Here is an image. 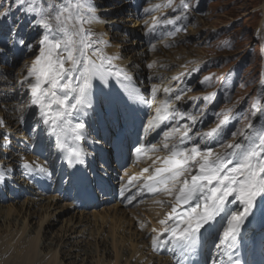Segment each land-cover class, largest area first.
I'll list each match as a JSON object with an SVG mask.
<instances>
[{
    "label": "snow or ice",
    "instance_id": "1",
    "mask_svg": "<svg viewBox=\"0 0 264 264\" xmlns=\"http://www.w3.org/2000/svg\"><path fill=\"white\" fill-rule=\"evenodd\" d=\"M20 2L23 5L25 0ZM180 2L184 8L188 7L184 0ZM171 4L172 0H168L167 6ZM160 7L156 5L157 9ZM25 10L32 16L31 27L40 36L39 55L26 65L25 74L18 80L26 100L18 103L15 110L23 121L24 113L31 109L36 126L43 125L44 130L55 137L57 150H63L69 136L75 142H81L86 137L87 126L83 117L88 110H96L93 81L98 79L106 84L108 78L115 75L122 82L131 83L132 77L125 69L114 64L118 57H109L103 52L99 45L107 42L95 37L91 29L85 27L98 21L96 9L90 0H60L59 4L53 2L47 6L29 0ZM6 15L7 11L0 12V17ZM182 19L181 16L175 19L156 17L147 26V32L151 36L159 25L175 26ZM179 30L175 28L169 35H175ZM18 43L30 47L23 38ZM152 48L155 49L154 44ZM154 65L155 62L147 66L151 69ZM208 79L205 78L204 82ZM158 91V86L153 84L154 99ZM163 92L166 98L158 102L146 131L159 128L169 119H187L194 125L197 117L179 112L173 103L172 97L179 101L182 91L173 93L172 89L164 88ZM128 95L129 99L148 103L138 89L133 88ZM203 99L207 102L211 96ZM103 102L102 98L95 100V104L102 105ZM109 104L112 107L113 126H122L131 105L122 97L110 100ZM258 111L264 112L259 99L253 103L250 116L256 117ZM218 117L215 127L197 133L202 140H218L223 135L232 119L231 110L219 113ZM244 119L247 121L244 126L231 133L233 142L220 144L223 151H216L206 143L203 149L199 143L185 147L186 142L192 139L189 135L191 127L185 125L183 130L172 127L164 132L162 143L168 154L153 160V165L160 162L161 166L155 167L147 177H144V173H148L149 168H144L140 176L129 179L131 184L134 180L144 178L143 187L148 192L173 197L170 212L158 221L161 229H153L156 235L152 238V246L158 250L170 245V250L178 254L177 264H194L192 257L202 247L205 233L216 228L217 224L220 228L216 249L226 257L227 264H241L239 256L234 253L243 240L242 230L255 211L264 207V125L257 127L248 116ZM3 123L0 120V126ZM176 136H179V143L170 144L169 141ZM3 140L4 145L10 143L6 134ZM151 149L153 152L158 151L156 145H152ZM135 151L139 159L142 149L136 148ZM66 159L70 166L84 163L83 153L78 148L68 152ZM23 167L29 173L36 171L51 176L44 165L33 166L25 162ZM4 179V171H0V182Z\"/></svg>",
    "mask_w": 264,
    "mask_h": 264
},
{
    "label": "rangeland",
    "instance_id": "2",
    "mask_svg": "<svg viewBox=\"0 0 264 264\" xmlns=\"http://www.w3.org/2000/svg\"><path fill=\"white\" fill-rule=\"evenodd\" d=\"M9 1H11V3L17 2V0ZM38 1L44 6L45 4L46 6L50 5L53 2L57 4L60 3V0H36V2ZM172 1L175 4L180 0ZM184 1L188 2V5H190L189 11L192 13L189 26L180 32V34L175 35L173 37L174 39L172 38L173 41L169 39L166 42H160L155 45L154 50H149L148 53H156L158 50L164 49L168 50L163 53L164 57L170 58L171 55L169 56L168 54L172 52L171 48L196 49V51H193L196 55L190 57L187 63L188 67L191 66V69L189 72L186 71L185 73L187 88L184 90L186 93H183L184 97L180 104H183L184 101L189 102L187 103L188 105H184L181 112L187 113L191 110L193 115L197 117L195 128L190 133L192 138L195 137L191 145L199 143L203 149L205 143L208 144L209 141L202 140L197 133H204L215 127L219 119L218 114L225 110H231L232 119L224 129V133H226L227 129L230 130L229 137L224 138L223 141L217 145H207L208 147L214 148L216 151H223L220 144L233 142L231 133L244 126L247 122L244 119L246 116H248L257 127L264 125V112L258 111L256 117L250 116L252 105L257 99L261 101V107L264 108V26L262 29L260 28L263 25L264 19V0ZM100 2L105 3V0H101ZM105 10L108 11V8L96 9V13L99 17H103ZM111 10L113 11V9ZM109 20L111 21V17L107 22H109ZM90 26L93 29H98L99 33H103L108 29V23H105L103 29L94 24ZM192 27L194 29L190 31ZM115 40L122 43L121 39L116 38ZM170 41H172L171 44ZM38 55L39 46L37 42L34 52L28 56L27 60L25 59L19 64V68L15 73V80H17V82L22 75L25 74L26 65H29ZM149 62L148 60L146 65L150 64ZM21 65L23 67H20ZM149 69L150 68L147 66V71ZM205 78L209 79L204 82ZM206 96H211V99L207 102L203 99ZM208 117L210 118L208 119ZM186 122L189 123V121L185 119L181 125L182 128ZM190 126H192V123ZM178 127H180V125ZM237 139H239V137H237ZM46 200L47 201L39 204V207L36 206L37 203L35 201L30 199L25 200L19 205L10 203L4 205V207L13 205L15 206L14 208H17V217H15L13 221L16 227L11 229L10 226V231L12 233L14 232L13 235H16V233L19 235L22 232L21 229L25 222L31 227V232L36 234L38 230H40L39 224L41 223V218L45 216V221L41 228V235L45 234L46 229L45 237L48 241L53 242L49 247L45 248L46 252H48L46 253L47 256L50 250L55 249L54 251L57 250L58 253L60 252L59 250H62L59 259L62 262L64 261V264H98V262L111 264V261H115L116 253L113 252V256H109L103 249L107 245H109L110 248H114L113 244H117V249L114 248L115 251H122V249H125L128 253L124 259L121 260V264H144V262L148 264V261L151 259V247L148 245L150 249L145 251L143 248L145 247L143 246L145 242L138 240V233L146 234V232L139 229L138 226H142L145 222L142 217L146 219L144 215H141V211L136 210L140 212L138 218L142 219V223L137 224L136 217H133L134 214L131 213L132 210H125V215L127 214V216H124L126 222L121 224L120 228H116V235L114 237L117 242L115 241V243H113V228L115 225L114 222L116 221L115 212L120 214L117 210H109V208L114 205L106 207L108 211L106 212L107 214L103 213V220L101 217H94L95 211H99L102 208H97L93 211L88 210L86 211L87 214L82 212L79 215V213L74 214V212H70L64 213L65 215L63 216V214L60 213L67 208V204L55 205L52 203L51 199ZM4 207L2 206V208ZM52 208L55 210L52 211ZM121 210L124 209L121 208ZM57 214L60 215L57 216ZM147 216L148 220H150L151 217L148 214ZM59 217L61 218L59 219ZM132 217L135 221H132ZM16 219H18V221ZM148 220L146 219V221ZM55 221L58 224H56ZM0 224L2 223L0 222ZM6 224L7 223H5L4 226L7 227ZM148 225L153 228L151 223L148 222ZM82 226L83 229H81ZM147 229L149 231V227ZM32 236L34 235L32 234ZM136 249L141 253L140 258H138L140 255L131 257V253L134 254V251H137ZM87 251H90V254ZM142 251H144V253H142ZM78 252H81V255H79L80 253ZM71 253L73 255H69ZM90 256L92 258H89ZM156 260L158 259H154V261ZM11 261L12 260L9 259L5 264H11ZM158 262L156 261L154 264H158ZM0 264L3 263L0 262Z\"/></svg>",
    "mask_w": 264,
    "mask_h": 264
},
{
    "label": "bare ground",
    "instance_id": "3",
    "mask_svg": "<svg viewBox=\"0 0 264 264\" xmlns=\"http://www.w3.org/2000/svg\"><path fill=\"white\" fill-rule=\"evenodd\" d=\"M94 7L98 10V8L96 6H94ZM7 8H8V6L5 8V10L3 12L7 11V14H8L9 11L7 10ZM111 9H114V8H108V10H111ZM24 12H26V10H24ZM95 15L98 18V21L94 22L93 24L96 25L97 27L102 28V29L105 27V23H108V24L111 23V24H114V25H118V24H122L124 22L122 17H116V19H112L111 18V21L109 20V22H107V20L109 18L99 17L97 15V13H95ZM4 17H0V19H3ZM19 17H21V15H19ZM24 19H26V18H24ZM262 24L263 25L260 27L261 29L264 26V19H263V23ZM107 27H109V26H107ZM128 27L130 29H132V30H135L136 32L140 31L138 22H136L135 24L130 25ZM193 29L194 28L192 27L190 29V31L193 30ZM104 32H107V29ZM109 34H111V33L109 32ZM112 36L114 37V39H116V38L121 39V40L125 39V38H123V37H121L119 35H115V34H112ZM172 41H170V44L172 43ZM119 44L122 47L124 45L123 52L132 61H136L138 63H141L144 59H146L147 60L146 63H148V60L150 61L149 63L155 62L154 67L149 69L147 71V74H148V77L150 78L149 79V87H150V89L152 90V85L153 84L157 85L158 88L160 89V91H158L155 94L156 95V106L158 105V102L161 99H165L166 98L165 94L163 92L164 88L172 89L173 93L177 92L178 90L180 91L181 84L183 82L182 79L185 78L186 71L189 72L190 69H191V66L188 67V64H187L188 63V59H190V57H193L194 55H196V53L193 52V51H196L195 48H191L190 50H188L187 48H174V49L171 48L172 52H170V54H168L169 56L171 55V57L170 58L168 57L169 58L168 59V58H165L164 55H163V53H165V51H168V50L161 49V50H158L156 53H148L147 51L145 52V47L141 43H139L138 41H134L132 43L124 42L123 44L122 43H119ZM149 50H154V49L151 46V48ZM139 54H141V55H139ZM183 97H184V95L182 96V98ZM182 98L179 101L174 100V104H176V102H181ZM188 102L184 101L183 105L187 104ZM187 113L193 114L191 110L188 111ZM190 124H191V122L189 121V123L186 122L184 124V126L188 125L189 127H191V132H192V130L195 128L196 123L194 125H192V126H190ZM173 127H176V126L174 125ZM181 129L183 130V128H181ZM190 133H189V135H190ZM194 138H192L191 140H189L186 143H190V141H192ZM176 141L179 142V136H176L174 139L169 141V143L172 144V143H174ZM210 141H213V140H210ZM164 196H166V195L164 194V195H162V196H160V197H158L156 199H153L150 202H148V203H150L149 206H146L147 207L146 210L148 212L146 211L145 214H144V212L141 213V215H144L147 220H148L147 214L151 217L150 220L152 221V223L154 225L153 229H157V231H159L161 229V225L158 223V221L160 219H163L165 217V215L168 212H170L171 208L169 206H164V205H161V204L154 206V205H151V203H153L154 201L161 200L162 197H164ZM14 207L15 206H13V205L12 206H5L4 208H2V206L0 207V222L2 223V224H0V262L5 264L7 262V260L10 259V260H12L11 264H64V261L62 262L59 259V255L62 254V252H61L62 250H59L60 252L58 253L57 250L54 251L55 249L54 250L52 249V250L49 251V255L48 256L46 254L48 252H46L45 248L49 247L53 242L48 241L47 238L45 237L46 236V229H45V234L41 235V228H42L43 223L45 221V216L41 218V223L39 224L40 230H38V232L36 234H34V232H31V230H32L31 227H29V225L25 222V223H23L24 226L21 229L22 232L21 233L19 232L20 233L19 235L16 233V235H18V236H16L15 234L13 235L14 232L12 233L10 231V226H11V229L12 228L14 229V227H16V225L13 223V221L15 220V217H17L16 216L17 208H14ZM66 207H67V205H66ZM111 209H114V210H117L118 212H120V214H117V212H115L116 221L114 222L115 225H114V228H113V230H114V233H113L114 242L113 243H115V241L117 242V240L114 237L116 235L115 234V230H116L117 227L120 228L121 224H124L126 222L124 216H127V214L125 215L126 211L125 210H121V208L119 207L118 204H114L113 207L109 208V210H111ZM101 210L95 211L94 217H96V218L101 217L103 219V216H102L103 213L105 214L108 210H107L106 207H103ZM136 210H139V209L133 208L131 213L134 214L133 217H136L137 224H141L142 223V219L145 220V222L143 223L142 226L138 225L139 229L144 230V232H148L147 228L149 226H148L147 222L150 221V220L146 221V219H144L142 216H141L142 219H139L138 215H140V212H138ZM46 217H47V214H46ZM133 217H132V221H135ZM16 220L18 221V219H16ZM5 223H7L6 224L7 227L4 226ZM118 224H119V226H118ZM151 229L152 228L149 227V230H151ZM153 233L156 235L155 232H153ZM32 234L34 236H32ZM61 235H62V233H61ZM137 235H138L139 238L142 239L145 234L144 233H141V234L138 233ZM152 238H153V236L149 239V241H150L149 246L151 247V249L150 248L149 249H150V254H152L151 255L152 257L148 261V264H152L154 259H156V258L158 259L160 264H174L173 263V261H174L173 259L166 258V257H157L155 254H153ZM76 243H78V242H76ZM60 245H61V243H60ZM113 245H114V248L117 249V244H113ZM145 247L148 248V245H145ZM81 248H82V245H81ZM114 248L113 247L110 248V246L107 245V246H105V248L103 250L109 256H113V252L116 253L115 261L114 262L111 261L110 262L111 264H121V260H123L124 257L128 253H127V251L125 249H122V251H118V250L115 251ZM145 251H146V249H145ZM78 253H80L79 255H81V252H78ZM142 253H144V251H142ZM69 255H73V254L71 253ZM135 255L136 256L140 255L138 258L141 257V253L138 252V250L134 251V254L131 253V257L135 256ZM89 258H92V257L90 256ZM61 259H62V257H61ZM127 259H128V256H127ZM85 260H87V259H85ZM98 264H107V263L106 262H103V263L102 262L101 263L98 262ZM144 264H147V263H144Z\"/></svg>",
    "mask_w": 264,
    "mask_h": 264
}]
</instances>
